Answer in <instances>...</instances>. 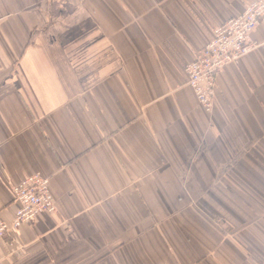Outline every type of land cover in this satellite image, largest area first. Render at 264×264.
<instances>
[{"label": "crops", "instance_id": "1", "mask_svg": "<svg viewBox=\"0 0 264 264\" xmlns=\"http://www.w3.org/2000/svg\"><path fill=\"white\" fill-rule=\"evenodd\" d=\"M258 0H0V220L49 178L56 212L0 264H264V27L217 75L185 68Z\"/></svg>", "mask_w": 264, "mask_h": 264}, {"label": "built area", "instance_id": "2", "mask_svg": "<svg viewBox=\"0 0 264 264\" xmlns=\"http://www.w3.org/2000/svg\"><path fill=\"white\" fill-rule=\"evenodd\" d=\"M260 25L264 27V0L249 5L241 16L215 28L212 40L186 66L187 84L206 113L213 111L219 71L257 47L250 35ZM12 191L19 209L11 224L0 220V239L16 233L22 225H32L43 213L56 212L49 178L34 174L15 185Z\"/></svg>", "mask_w": 264, "mask_h": 264}]
</instances>
